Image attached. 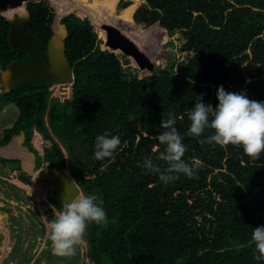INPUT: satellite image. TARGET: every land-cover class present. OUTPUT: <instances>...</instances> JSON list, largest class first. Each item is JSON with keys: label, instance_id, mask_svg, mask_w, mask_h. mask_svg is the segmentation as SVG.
<instances>
[{"label": "trees", "instance_id": "obj_1", "mask_svg": "<svg viewBox=\"0 0 264 264\" xmlns=\"http://www.w3.org/2000/svg\"><path fill=\"white\" fill-rule=\"evenodd\" d=\"M50 1L70 9L66 15L76 9L84 14L81 2L86 0ZM95 1L102 5L95 20L75 15L62 20L75 77L72 98H50L51 86L40 83L1 94L0 111L13 104L19 116L4 130L0 146L21 132L29 146L26 129L34 128L52 143L43 157L32 151L38 168L43 160L65 170L69 156L72 178L106 211L104 222L90 223L87 229L88 257L95 264H258L251 234L264 225V152L254 159L238 145L202 143L212 129L200 137L186 133L198 96L214 108L221 85L227 92L243 91L251 100L264 101V0H128L122 9L121 0ZM27 10V31L47 47L55 15L45 2H30ZM116 19L141 47L143 32L133 30L136 23H158L164 33L161 43L167 41L166 30L180 32L186 41L183 50L191 58L179 73L129 76L118 55L105 46L101 26ZM10 30V22L0 14L3 71L13 61H30L27 53L13 52ZM169 113L183 136L182 158L196 175L189 179L181 174L165 185L157 173L145 169L144 161L151 159L161 170L166 167L158 159L164 146L157 136ZM105 132L118 135L121 144L113 158L97 160L95 138ZM1 162L21 170L19 160ZM53 201L61 207L56 195Z\"/></svg>", "mask_w": 264, "mask_h": 264}, {"label": "rangeland", "instance_id": "obj_2", "mask_svg": "<svg viewBox=\"0 0 264 264\" xmlns=\"http://www.w3.org/2000/svg\"><path fill=\"white\" fill-rule=\"evenodd\" d=\"M125 2L130 1L121 0L118 7L122 9ZM45 3L48 5L50 12L55 15L52 25L54 28L56 27V29L59 23L62 25V20L69 15H75L82 20L87 19L93 21L98 18L102 10V5L97 1L86 0L85 4L81 2V5L84 7V14H81L79 10L76 9L68 15L59 16L60 14L57 7L54 6L52 1ZM145 3H142L140 7L144 6ZM26 13H28L27 9ZM5 15L8 18L7 15L14 16V13L9 10ZM136 24L135 27L130 26L131 28L133 27L134 31L135 28H137V30L143 32L142 36L139 38L142 40V48L154 61L156 66L152 72L143 71L146 74L141 75L142 69L137 65L136 67L134 66L130 59L131 57L123 53L113 52L120 58L125 72L129 76H136L138 79L149 78L167 70L179 73L192 56V54L183 50L186 41L182 34L180 32L171 33L165 29V34L168 38L165 43H161L164 39V33L158 28L159 25H145L142 27L140 23ZM92 26L96 31L95 26ZM55 35L57 37V34ZM4 75V71L0 68V96L6 92ZM69 88L68 90H64L60 85H52L50 87V98H58L61 102L71 99L73 86ZM18 116L19 110L15 105H4L2 111H0V138L4 135L5 129L13 127ZM31 130L32 129L29 128L26 129V134L30 138V144H28L29 146L27 147L31 152L37 151L43 157L45 154L44 149L51 147L52 143L46 141L43 135L37 132L36 129L33 128V131ZM23 142L25 145L26 136L20 139L19 135H16L11 146L15 143H19L22 146ZM6 148L5 146H0V264H95L88 257L89 245L86 239L88 227L85 232L84 243L78 246L74 256L66 257V259L62 260L52 252V247L49 248L51 242L47 239V223L52 220L55 214L62 210V208L57 203H54L53 198L55 193L50 184L47 182H40L37 177L33 174H29L23 168H21V170H14L12 169V165H4L1 162L2 158H9V156H5L4 149ZM31 160V167L33 168L35 163L33 158ZM44 162V166L46 167L49 163L46 161ZM67 167L68 168L63 171L70 174L69 156H67ZM39 169L40 167L38 168V161L36 158L35 170L38 171ZM23 177L28 178L29 181L24 182L22 180ZM81 195H84L83 191ZM43 207H45L46 210Z\"/></svg>", "mask_w": 264, "mask_h": 264}, {"label": "clouds", "instance_id": "obj_3", "mask_svg": "<svg viewBox=\"0 0 264 264\" xmlns=\"http://www.w3.org/2000/svg\"><path fill=\"white\" fill-rule=\"evenodd\" d=\"M198 97L189 112L187 135L200 137L206 128L212 129L213 132L204 137L202 143L238 145L254 159L264 152V101L251 100L243 91L227 92L222 85L217 88L218 103L214 108L210 104L206 105L202 96ZM175 123V118L169 113L168 118H163L159 125L162 131L157 140L164 150L159 153L158 159L166 162V167L161 170L151 159L144 161L145 169L157 173L165 185L179 179L181 174L189 179L196 175L194 166L182 158L186 148ZM120 144L118 135L107 132L97 135L94 142L95 159L113 158ZM105 219L106 211L102 202H98L93 195H81L64 204L62 210L47 223L52 252L59 257L74 256L78 246L84 243L88 225L100 224ZM251 239L254 259L258 264H264V225L253 228Z\"/></svg>", "mask_w": 264, "mask_h": 264}, {"label": "water", "instance_id": "obj_4", "mask_svg": "<svg viewBox=\"0 0 264 264\" xmlns=\"http://www.w3.org/2000/svg\"><path fill=\"white\" fill-rule=\"evenodd\" d=\"M43 1L50 2V0H0V14L6 17L5 14L11 9H17L23 6L27 9L30 2ZM118 12H120V9H118ZM30 18L31 16L29 13L14 15L11 19L7 18L11 24L8 41L13 48V52L27 53L30 57V61L26 63L22 61H13L7 66L4 71L6 92H11L20 86L29 85L31 83H40L50 86L60 85L70 89L69 87L74 85L75 77L71 62L66 55V39L68 37L66 25H61V23H59V26H64L66 32L65 37H61L62 39L56 37L55 34H57V29L52 25L54 35L49 40L47 47H45L33 32L27 31L26 28L30 23ZM116 20L114 21L115 24L106 23L101 26L102 30L106 32L105 46L109 48L110 52L120 50L124 55L132 57L143 71L152 72L156 66L154 61L132 37L124 33L125 31L121 26L123 21ZM140 25L145 26V24ZM24 136V132L19 134L20 139ZM14 138L15 136L5 147H11ZM21 148L31 159L33 158L35 163L33 168L31 167L32 160L31 164L28 165L25 163L24 157L22 156L9 157L8 159L19 160L21 162V168L25 169L29 174L36 176L40 182H47L50 184L62 208L64 204L70 203L73 199L81 195V187L70 174L50 164L45 167V162L43 160L39 163L40 169L36 171L37 157L35 153L31 152L30 149L24 145V142Z\"/></svg>", "mask_w": 264, "mask_h": 264}, {"label": "bare ground", "instance_id": "obj_5", "mask_svg": "<svg viewBox=\"0 0 264 264\" xmlns=\"http://www.w3.org/2000/svg\"><path fill=\"white\" fill-rule=\"evenodd\" d=\"M55 5V4H54ZM16 11V14H25L26 13V8L25 6L23 7H20V8H17V9H13ZM57 10L59 12V16H62V15H66L67 13L70 12V9H65V8H60L59 6L57 7ZM13 16H9L8 19H11ZM58 17V16H57ZM65 29H64V26H59L57 28V37L58 38H61V37H64L65 36ZM64 90H68V88L66 87H62ZM68 93V92H67ZM71 93V92H70ZM68 95V94H67ZM66 95V96H67ZM70 95V94H69ZM23 149L21 148V145L19 143H15L13 144L11 147H7L6 149H4L5 151V156H9V157H18V156H22L24 157V160H25V163L26 164H31V158L28 154H26L25 152L22 151ZM36 177V176H35ZM45 210L46 208L43 207ZM48 232V231H47ZM48 239V237H47ZM49 240V239H48ZM50 241V240H49ZM51 242V241H50ZM43 246V245H42ZM45 246L48 248V246L45 244ZM45 247V248H46ZM52 246H50L49 248H51ZM42 249V248H41ZM34 252V251H33Z\"/></svg>", "mask_w": 264, "mask_h": 264}, {"label": "flooded vegetation", "instance_id": "obj_6", "mask_svg": "<svg viewBox=\"0 0 264 264\" xmlns=\"http://www.w3.org/2000/svg\"><path fill=\"white\" fill-rule=\"evenodd\" d=\"M11 11L14 13V15L16 14V11L15 10L11 9ZM7 16L9 17V15H7Z\"/></svg>", "mask_w": 264, "mask_h": 264}, {"label": "crops", "instance_id": "obj_7", "mask_svg": "<svg viewBox=\"0 0 264 264\" xmlns=\"http://www.w3.org/2000/svg\"><path fill=\"white\" fill-rule=\"evenodd\" d=\"M26 136V135H25ZM56 210V209H55ZM57 211V210H56Z\"/></svg>", "mask_w": 264, "mask_h": 264}]
</instances>
